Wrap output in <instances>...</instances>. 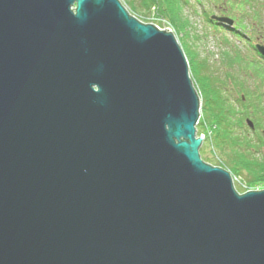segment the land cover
<instances>
[{
	"label": "water",
	"instance_id": "95a60500",
	"mask_svg": "<svg viewBox=\"0 0 264 264\" xmlns=\"http://www.w3.org/2000/svg\"><path fill=\"white\" fill-rule=\"evenodd\" d=\"M199 115L168 29L0 0V264H264V190L201 160Z\"/></svg>",
	"mask_w": 264,
	"mask_h": 264
},
{
	"label": "trees",
	"instance_id": "16d2710c",
	"mask_svg": "<svg viewBox=\"0 0 264 264\" xmlns=\"http://www.w3.org/2000/svg\"><path fill=\"white\" fill-rule=\"evenodd\" d=\"M129 1V0H128ZM201 2L202 0H196ZM205 5L215 7L220 5V12L226 13L225 10H231L239 15L231 13L235 18V27L228 31L230 35L243 39L242 33L248 36L249 42L257 41L259 38L255 30L245 28L240 23L244 15H249L251 26L253 22L264 20V5L252 3V0H203ZM134 3V2H133ZM133 3L131 5L133 6ZM188 6V0H141L135 3L134 9L149 11L151 8L156 9L163 17L171 23H175L179 30L184 31L186 28L183 10ZM222 13V14H223ZM245 13V14H244ZM227 15V14H225ZM234 15V16H233ZM207 23L217 28L209 17ZM225 31V27H218ZM184 29V30H183ZM238 32V33H237ZM226 39V37H223ZM251 40V41H250ZM246 41V40H243ZM254 50L251 43L247 44ZM183 49V48H182ZM188 59V55L185 52ZM196 55V53H195ZM191 73V80L195 83L200 97L201 116L203 123L208 124V140L211 142L214 150L222 157L226 169L235 177L242 178L248 185H257L264 187V91L260 92V86L256 87V92L244 94V88L240 86L231 87L228 92L223 82L218 79H212L205 74V65L197 64L194 59L192 62L188 59ZM263 69L260 74L264 81V62L260 63ZM227 73V78L228 77ZM232 82V81H231ZM235 97L227 96L228 93ZM227 93V94H226ZM251 120L254 129L250 130L245 121ZM203 123L197 124V136L202 135L204 128ZM207 141L204 138L202 145ZM203 147V146H201Z\"/></svg>",
	"mask_w": 264,
	"mask_h": 264
},
{
	"label": "rangeland",
	"instance_id": "374dc122",
	"mask_svg": "<svg viewBox=\"0 0 264 264\" xmlns=\"http://www.w3.org/2000/svg\"><path fill=\"white\" fill-rule=\"evenodd\" d=\"M117 1L131 17L135 18L142 24L156 26L160 30L168 29L180 46L184 55L186 52L188 55V59L191 62L195 59L198 65H205V74L212 79L220 78V80L223 82L224 87L226 88V91L229 92L231 90V87L235 86L244 88V94H250V92L255 93L257 86L262 87L260 92L264 91V81L261 78L260 74V72L263 70L261 69L263 66H261L260 64V58L254 55L253 50L249 46H247V44L251 43H247L249 41L248 36L245 33H242L241 35H243V39L236 38L230 35V33L228 32L232 31L235 25L233 26V28L225 27L224 31L223 29H219L218 27L213 28L212 25L207 23L206 20L210 15H223L229 17L234 21L235 18L231 17L230 15L231 13L234 15H239L236 12L225 10L226 13L222 12V14L219 10L222 9L219 8L220 5L216 4L215 8L210 7L209 5H205L203 0L201 2H197L196 0H188V6H186L185 10H183V14L185 18H187V20L185 21L186 28L185 30L183 29L184 31H181L175 23H171L159 12H156V9L154 8H151L149 11L137 9L135 10L133 6H135V3H138L141 0ZM256 2L264 5V0H252V3ZM131 3H133V6L131 5ZM251 20L249 18V15L245 14L244 17L241 18L240 23L247 29L252 27L251 29L255 30L254 33H257L258 35L256 36L259 37L256 43L258 42L260 44H264V20H259L257 23L253 22L252 26L250 25L252 22ZM235 31L239 32L240 30L236 29ZM224 36L226 37V39L223 38ZM252 43H254V41ZM227 73L229 74V78L226 77ZM192 84L200 98L199 101L201 107L202 99L200 97V93L195 83L192 82ZM234 93L232 91V95H230V93L226 94L227 96L233 98L235 97ZM199 121L203 123L201 111ZM203 128L204 131L202 133V136L206 138L207 141L204 145H201L203 147L199 148L201 160L210 166L218 167L227 171L231 177L233 187L239 195L249 191L264 190V187L262 188V186L246 184L242 178L233 176L231 172L226 169L222 157L219 156V154L214 150L211 142L208 140V124L205 125V123H203Z\"/></svg>",
	"mask_w": 264,
	"mask_h": 264
}]
</instances>
